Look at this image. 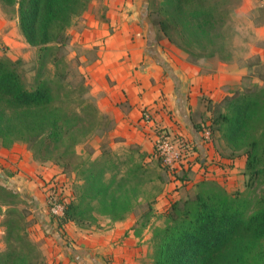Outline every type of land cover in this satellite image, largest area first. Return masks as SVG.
Returning a JSON list of instances; mask_svg holds the SVG:
<instances>
[{
    "label": "rangeland",
    "instance_id": "374dc122",
    "mask_svg": "<svg viewBox=\"0 0 264 264\" xmlns=\"http://www.w3.org/2000/svg\"><path fill=\"white\" fill-rule=\"evenodd\" d=\"M103 1L93 0L90 5L93 6L92 11L88 9L68 30L69 64L61 65L57 69L53 66L41 68L39 48L32 47L26 42L20 29L17 8L0 2V59L19 62L18 70L28 88H33L41 78L54 80L52 86L56 103L49 111L57 110L70 117H74L75 112L82 113L74 133L75 146L68 140L58 148L46 150L19 141L11 148H3L0 139V150L16 148L32 162L43 166L44 170L55 168L50 176L53 180H58L60 189L65 194L66 204L77 201L85 191V179L91 170L105 171L106 182L109 183L110 179L115 181V195L124 196L123 199L130 202L131 211L134 210L138 214L136 225L140 228L142 224H147L142 231L150 227L148 233L150 243L144 264H152L153 236L155 232L164 228L166 223L164 213L173 202L193 198L198 192L213 188L222 189L231 195L240 194L254 202L264 194V183L256 182L249 186L246 165L244 168L240 166L246 157L242 152L233 154L220 133L212 134L209 127L212 114L207 110L208 101L211 100L216 104L225 96L222 93L220 97H212L204 88H200V93L198 91L197 105L193 111L194 124L201 128L198 132L201 140L199 146L196 141L189 138L188 130L181 129L179 132L170 133H165V128L155 130L158 137L162 134L170 135L171 138L182 135L189 141L192 150H190L191 160L187 163L188 168L190 167L188 171L173 173L165 168L154 154L143 153L134 145L128 147L119 137L114 139V144L109 137L100 142V139L112 129L113 122L106 116L102 118L101 111L99 115L94 114L91 105L98 109L97 97L92 93L93 87L83 75V71L93 62L94 50L97 48L89 38L85 42L86 29L92 28L90 23L93 20L102 19L105 10ZM141 1L137 0V3L141 4ZM143 2L147 8L148 22H145L144 28L146 35L149 24L152 26L150 15L153 10L159 8V1L144 0ZM208 2L217 5V22L220 25L211 32L210 38H193L187 33L184 39L180 38L178 43H173L161 35L158 26H152L153 41L159 44L161 52L174 64L197 67L204 75H215L217 71L223 69L229 71L237 85L223 87L224 92H228L227 95L247 85H263L261 80L262 77L264 78L263 0H208ZM183 80L186 90L193 86L190 79L183 78ZM81 81L88 86V93L85 94L86 104L80 110L81 101L78 95L74 93V96H71V94L73 89H78ZM151 143L154 153L156 140H151ZM71 149L75 154L69 153ZM103 153L105 155H102ZM141 167L145 169V173L141 172ZM34 175L38 176L36 182L40 187V190L38 189L40 197L44 199L49 216L54 219L43 186L45 177L38 173ZM1 176L4 177L2 172H0ZM183 178L186 182H183ZM8 181L0 178V182L4 185L8 186ZM119 182L122 183V187L117 185ZM9 188L18 197L8 191L0 190V226L5 233L0 239V251L6 250L8 245L6 236L8 226H5L4 221L12 219L15 220V231L21 235L27 234L28 239L38 248V252L30 253L33 264H49L52 260L50 255L55 253L50 249H56L58 242L53 237L43 234V229L38 223L39 218L34 214L33 202H31L34 200H31V195L27 194V187L18 184ZM19 196L28 201L24 202ZM92 206L95 208V211H92L94 218L87 213L83 222L78 221V224L71 222L61 229L58 228V222L54 221L57 226L52 232L58 233L59 236L70 224L73 228H77L74 232L91 235L110 230L116 223L121 222L113 221L112 216L103 215L104 209L100 202L95 201ZM66 240V244H70L69 238ZM72 241L75 243L74 240ZM259 249L262 252L261 264H264V241L261 242ZM25 253L29 254V250H25Z\"/></svg>",
    "mask_w": 264,
    "mask_h": 264
},
{
    "label": "trees",
    "instance_id": "16d2710c",
    "mask_svg": "<svg viewBox=\"0 0 264 264\" xmlns=\"http://www.w3.org/2000/svg\"><path fill=\"white\" fill-rule=\"evenodd\" d=\"M92 1L0 0L17 8L26 42L39 48L41 68L53 66L56 69L61 65L68 66V30L89 9ZM158 1L159 8L150 15L152 26H158L161 35L173 43L184 39L187 33L193 38H210L211 32L220 26L218 7L208 0ZM18 65V61L0 59L2 147L11 148L24 141L31 147L40 146L47 150L58 148L68 140L75 146L74 133L82 113L75 112L74 117H70L57 110L49 111L56 103L54 80L41 78L33 88H28ZM261 80L263 85L244 86L225 96L221 102L213 104L208 101L207 106L212 114L209 126L212 134L220 133L233 154L242 152L246 157L249 186L264 183V78ZM87 89L88 86L81 81L78 89L72 90L71 96L75 93L81 101L80 110L86 104ZM91 108L94 114H100L96 107L91 105ZM194 128L197 132L201 130L197 124ZM69 153L75 154L72 149ZM153 154L162 163L155 148ZM140 170L145 173L144 168ZM105 173L94 170L88 173L85 191L78 200L66 204L62 217L52 218L58 222L59 229L71 222H83L87 213L93 217L95 208L92 204L95 201L101 203L103 215L112 216L115 222L123 221L131 212L130 202L123 199L124 196L115 195V181L106 182ZM182 180L186 182L185 178ZM117 185L123 186L121 182ZM0 190L18 197L2 182ZM164 216V228L153 236L152 264H261L259 246L264 241V194L253 202L222 189L202 190L193 198L173 202ZM14 223L12 219L4 221L8 226V245L6 250L0 251V264H33L30 253L38 252V248L27 234L15 231ZM146 225L142 224L141 230ZM25 250H29V254Z\"/></svg>",
    "mask_w": 264,
    "mask_h": 264
},
{
    "label": "crops",
    "instance_id": "0c3cea01",
    "mask_svg": "<svg viewBox=\"0 0 264 264\" xmlns=\"http://www.w3.org/2000/svg\"><path fill=\"white\" fill-rule=\"evenodd\" d=\"M143 1L140 4L137 0H104L102 19L93 20L92 28L86 29L85 42L89 38L97 48L93 62L87 65L83 75L93 87L99 112L113 122L112 129L100 142L110 138L114 144V139L119 137L128 147L134 145L152 155L151 140L158 138L155 130L165 128V133L188 130L189 138L199 146L201 140L193 119L198 91L204 88L212 97H220L222 93L226 96L228 92L223 87H235L237 82L224 69L215 75H204L197 67L174 64L167 59L159 44L153 41L154 30L150 24L144 34L148 21ZM183 78L191 80L190 89L186 90ZM145 113L149 114L148 120L143 119ZM243 161L240 166L244 168L246 159ZM54 170H44L16 148L0 150V172L4 174L0 178L8 179L9 187L18 184L27 187L43 234L58 242L56 249H50L55 253L50 255L49 264H144L150 227L142 231L136 225L139 216L134 210L103 233H76L77 228L70 224L59 236L52 232L57 224L45 208L38 192V176L34 174L49 179ZM4 234L0 226V239ZM66 238L70 244H66Z\"/></svg>",
    "mask_w": 264,
    "mask_h": 264
},
{
    "label": "built area",
    "instance_id": "2783aa9c",
    "mask_svg": "<svg viewBox=\"0 0 264 264\" xmlns=\"http://www.w3.org/2000/svg\"><path fill=\"white\" fill-rule=\"evenodd\" d=\"M143 119L148 120L149 114L145 113ZM155 149L162 160L163 166L167 167L173 173H179L184 170L188 171L190 169L187 163L191 160L190 150H192V147L189 141L182 135H175L171 138L170 135L162 134L161 137L156 139ZM44 180L43 186H45L50 212L54 218H60L65 212V194L60 189L58 180H53L52 178Z\"/></svg>",
    "mask_w": 264,
    "mask_h": 264
}]
</instances>
